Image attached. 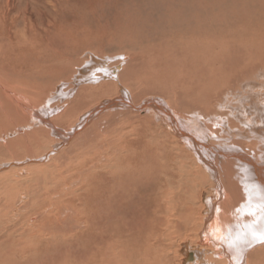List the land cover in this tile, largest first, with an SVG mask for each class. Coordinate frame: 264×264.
Here are the masks:
<instances>
[{"label": "bare ground", "instance_id": "bare-ground-1", "mask_svg": "<svg viewBox=\"0 0 264 264\" xmlns=\"http://www.w3.org/2000/svg\"><path fill=\"white\" fill-rule=\"evenodd\" d=\"M158 1L126 3L130 16L110 20L121 41L153 54V77L143 74L145 53L139 59L120 53L121 62L93 54L88 62L67 59L63 39L47 37L53 24L46 22L34 35L24 18L22 34L19 2L1 0L0 153L18 157L28 150L24 161L40 164L66 146L72 177L82 175L87 186L100 173L106 177L109 214L102 213L109 230L98 234L102 240L105 233L117 237L108 246L118 251L101 264H170L180 257L179 244L184 264H264V0H173V8L170 0ZM155 5L167 13L158 15ZM169 44L170 56L164 48ZM152 79L160 83L155 89L146 87ZM64 88L70 96L65 100ZM51 134L60 141H51ZM82 180H71L68 189ZM139 187L145 196L137 194ZM75 226L62 218L33 224L19 250L32 247L35 238L67 245L82 233ZM88 226L93 228L92 220ZM83 257L72 264H84Z\"/></svg>", "mask_w": 264, "mask_h": 264}, {"label": "rangeland", "instance_id": "rangeland-1", "mask_svg": "<svg viewBox=\"0 0 264 264\" xmlns=\"http://www.w3.org/2000/svg\"><path fill=\"white\" fill-rule=\"evenodd\" d=\"M17 1L19 2L18 9L21 10V11L18 10L19 11L18 14H20L18 23L21 25V26L19 25L18 27L21 30L22 34L24 33L23 32L24 31L23 24L25 20L24 18H29L30 21L32 22L33 26L30 25L29 27H27V29L32 31L31 33L36 32L34 35L39 34V32L41 31V28L45 25L46 22L53 24V26H55V29L50 28L51 32L48 33L49 36L47 37L48 38L50 37V39H53V40L56 39L57 40L56 42L61 40V38L63 39V42H64L63 44L66 46V49H67V53L65 52L67 59L79 57L82 60H87L86 62H88L90 60V55L93 54L94 56H97L99 58L101 57L104 58L108 56L109 58H112L114 61L121 62L122 57L119 55L129 54V56L132 57L133 54H136L135 56L137 57L138 54H141L142 56L145 53V52H142L140 48H137L134 45L133 46L130 45L128 41L127 42L121 41L122 39L121 37H123L122 34H119V31H117L114 25L110 23V20L112 22L117 21L118 14H126L130 16L131 10L125 7L124 5L126 3H131L134 0H52V2L50 3L51 5H48L50 8L47 5L46 6L44 5V3L42 2L43 0H29V1L28 0H17ZM26 1H28L30 4L28 5L29 8L27 7V9L24 10L25 5L27 4ZM159 1L157 2V4H159ZM170 3L174 7H176L174 3H178V1L174 0V3H173V0H170L169 5L172 6ZM40 4H43L44 6ZM51 9H53V11ZM120 9H123V11L119 12L118 10ZM154 11H156L158 15H161V16L167 13L165 12V8L161 5H155ZM58 12H60V14ZM147 13H148L147 10L142 12V14H147ZM44 14H46L47 16H45ZM145 19L148 20V17H145ZM139 27L143 29L144 31H146L147 29L141 26ZM53 33H54V36H52ZM149 40L150 38L147 39L146 41L141 40V43H139L138 41V44L149 42ZM159 43L160 41L156 42L157 44L156 47L158 49L161 48V45ZM147 46L149 45L143 46L144 50H146ZM172 46H170V44L168 46H164L169 56L174 53V48ZM104 53H106V55H104ZM114 54H118V55L112 56ZM145 55L140 58L141 62L145 61L142 66V70L145 71V73L143 74L147 73V75H149L150 73H152L153 75L151 74V76L155 77L154 76V73L156 72L154 68L155 61H153L152 59H149L148 57L149 55H153V54L148 55L145 53ZM139 57H137V59H139ZM72 62L73 61H71V64H68V66H71V68L75 65ZM85 63L82 65V67L85 65ZM74 70H76V68H74ZM96 72L98 74V71ZM137 77H140V76L138 75ZM146 77H149V76H146ZM54 81L55 79L52 82ZM159 84L160 83L157 82L156 79H152V81H149L147 83L146 87L149 85L150 88L155 89L156 87H158L157 85ZM162 87H163L162 90H167L168 92L171 90L168 87L166 88V86L164 85V82L161 83V88ZM179 88H181L182 93L184 92V95H186V92L184 91L185 85H182ZM159 89H160V86H159ZM61 90H60L61 94L63 92L65 93L64 100L70 97L69 95L66 94L65 88ZM54 91L57 92V89H55ZM71 93H74V90ZM188 95L189 94L187 93L186 97L188 99L191 98V95L189 96ZM108 97L110 96L104 97L102 99H107ZM137 99H140V96ZM55 101H57V99ZM55 101H53V103H55ZM61 103L63 102L61 101L60 104ZM54 115H57V113L51 114L50 116H48L47 119L49 120V119L54 118ZM38 124H41V123L39 122ZM144 128H146V126H144ZM64 130L66 131V129ZM50 136H51L49 137L50 140L51 138H54L55 140L59 139V141L61 139L57 135L55 136L51 134ZM64 147H65L64 150L63 151L61 150V151L64 152L65 154L59 151L50 152L49 154L50 157L48 155L47 156L48 158H45V160L43 161L44 163L40 162V164H43V165H40L39 163L25 162L24 161L26 160L25 158H28V155H29L28 150H24V151L19 150L17 152V155H19L18 157L16 155L11 157L10 153L8 152L0 153V166L2 165V163L3 164L8 163L6 171L0 172V260H1L0 264H30V263L31 264H54L55 260L58 261L61 258H63L66 261V264H72L74 260H77L76 258L74 259V257L78 255H82L86 258L84 261V264H96V263L101 264L100 259L102 257H105V256L109 257L111 253L113 255H117L118 249L115 248L114 250L113 246L112 247L108 246V244H110L111 242L113 241L116 242L115 238L117 237H113L114 235H112V233L111 234L105 233V234H102L103 237L105 236L104 237L105 240H102L100 239L101 237H99V234H98L102 228L107 227L106 226L107 218L103 217V213L106 212L109 214L108 204L106 203L107 200H104V199H107V197L111 194L110 189H108V187L104 184L106 182V177H104L103 174L100 173V175L98 176V179H96L97 176L93 178L94 180L92 179L93 181H91L90 183L91 185L89 186L85 184L86 182H85V179H83L82 175H80V177L78 175L72 177L74 175L73 167L70 168L69 165H67V167L65 166V163L67 162L66 159H68V157L70 156L67 155V153L69 152L67 151L66 146ZM32 150L34 151L32 152L34 155L40 156V153L36 149L33 148ZM57 152H58V155L56 156ZM37 166H40V168H37ZM45 168L47 169L45 170ZM65 170L72 172L71 177L66 176ZM80 178L81 180L83 179L81 181V184L74 186V188L72 189H68V185H70L71 180L76 181ZM83 183H84V186L82 185ZM39 185L41 188H39ZM47 187L49 191L47 190ZM72 190L75 192L73 193ZM38 191L41 192V194H39ZM79 191H80V194H79ZM92 191H94V193ZM137 194H139V196H145L146 190L142 189V187H139L137 190ZM79 199L81 200V203L83 204L80 203ZM85 199H86V202H85ZM43 201L45 203H43ZM86 203L88 204L86 205ZM92 204L94 205L92 206ZM147 204L148 206L146 207L151 210L150 208L151 205L148 202H146L145 205ZM60 212L62 213L60 214ZM148 212L149 211H147V215H149ZM61 218L63 221H66L68 224L71 223L74 226L76 225L74 227L75 231L79 229L81 230L82 233L76 236L73 240L66 242L67 245H63L59 248L57 246L49 245L46 239L42 240V239L37 238L36 240L35 238L32 241V244H33L32 247L30 245H26L25 248L22 249V251L19 250L22 246L21 240L31 237L29 236V234H30V228H32L33 224H37L38 222H44L45 224H53L56 220H59ZM91 220L93 223V228L90 229V226L88 225L91 223ZM82 223L85 224V225L83 224L84 229L79 228L80 224ZM108 230L109 229L106 228V231ZM88 232L89 234H87ZM106 237H107V240H106ZM123 246H124V243H123ZM180 246L181 245L179 244V248L177 249L178 255L180 254V257L172 259V263L170 264H184V263H181L179 259L182 257V253L184 251L183 249L180 248ZM54 250H56V252ZM126 250L128 251L129 247ZM92 251L93 253H90ZM28 253H30V256H28ZM58 255H60V257ZM95 256H98L99 258ZM20 257L24 260L22 261ZM11 261H15V262H11Z\"/></svg>", "mask_w": 264, "mask_h": 264}]
</instances>
